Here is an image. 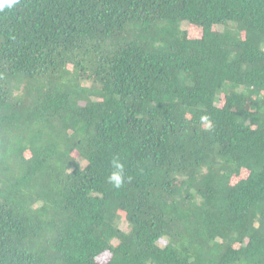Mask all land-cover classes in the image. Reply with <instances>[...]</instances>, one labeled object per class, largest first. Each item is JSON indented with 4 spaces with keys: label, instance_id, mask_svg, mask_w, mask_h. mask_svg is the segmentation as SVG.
Wrapping results in <instances>:
<instances>
[{
    "label": "trees",
    "instance_id": "16d2710c",
    "mask_svg": "<svg viewBox=\"0 0 264 264\" xmlns=\"http://www.w3.org/2000/svg\"><path fill=\"white\" fill-rule=\"evenodd\" d=\"M0 264H264V0L0 11Z\"/></svg>",
    "mask_w": 264,
    "mask_h": 264
},
{
    "label": "clouds",
    "instance_id": "9594fccd",
    "mask_svg": "<svg viewBox=\"0 0 264 264\" xmlns=\"http://www.w3.org/2000/svg\"><path fill=\"white\" fill-rule=\"evenodd\" d=\"M19 3V0H0V11L5 8L12 9L15 5ZM113 172L110 173L108 177V182L112 183L114 187L119 188L124 180V167L118 160L112 162Z\"/></svg>",
    "mask_w": 264,
    "mask_h": 264
},
{
    "label": "rangeland",
    "instance_id": "374dc122",
    "mask_svg": "<svg viewBox=\"0 0 264 264\" xmlns=\"http://www.w3.org/2000/svg\"><path fill=\"white\" fill-rule=\"evenodd\" d=\"M183 28H186L185 24L183 25ZM221 30H222V27H218V31H221ZM81 165L84 166L85 164L82 162ZM124 227H125V224L120 223V228L124 229Z\"/></svg>",
    "mask_w": 264,
    "mask_h": 264
}]
</instances>
